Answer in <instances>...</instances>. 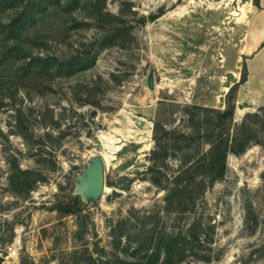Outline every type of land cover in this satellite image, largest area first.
Segmentation results:
<instances>
[{
	"label": "rangeland",
	"instance_id": "obj_1",
	"mask_svg": "<svg viewBox=\"0 0 264 264\" xmlns=\"http://www.w3.org/2000/svg\"><path fill=\"white\" fill-rule=\"evenodd\" d=\"M252 3L0 0V264H264V131L193 207L168 206L147 171L206 150L205 109H224L245 74L214 134L264 106ZM93 152L105 189L84 204L71 191ZM152 228L159 248L135 252Z\"/></svg>",
	"mask_w": 264,
	"mask_h": 264
},
{
	"label": "trees",
	"instance_id": "obj_2",
	"mask_svg": "<svg viewBox=\"0 0 264 264\" xmlns=\"http://www.w3.org/2000/svg\"><path fill=\"white\" fill-rule=\"evenodd\" d=\"M253 3L259 7L258 0H253ZM245 81L246 74L241 78L240 82L234 83L229 88L226 94L227 100L224 109H205L212 112L214 115V122L210 126L211 132L206 134V137H208L205 142L208 144L206 150L202 151L196 158L185 162L180 167L170 169V172H168V170H163L162 167L157 164H153L147 168V171L153 175L150 181L155 186L167 192L165 202L168 206H170V203L174 204L176 200L178 201L176 207L179 208V205H181L183 199H185L186 203H188L190 207H193L199 192H201L207 184H213L224 175L226 156L228 153L239 155L250 145L261 143L259 136L264 131V106H260L254 112H247L240 123H235L231 138L214 134V130L219 129L223 121L232 117L238 83L240 84ZM233 94L234 96H232ZM184 137L192 142L198 139V136L184 135ZM77 206V198L72 202L64 203L62 201L60 202L59 210L71 213ZM172 207L175 208V206ZM153 228L146 240L139 242L137 249L135 248V252L140 250L142 246L147 245H152V247L150 246L151 249L159 248L160 242L155 240ZM167 249L169 252H176L179 250L177 244L173 241L167 243Z\"/></svg>",
	"mask_w": 264,
	"mask_h": 264
},
{
	"label": "water",
	"instance_id": "obj_3",
	"mask_svg": "<svg viewBox=\"0 0 264 264\" xmlns=\"http://www.w3.org/2000/svg\"><path fill=\"white\" fill-rule=\"evenodd\" d=\"M143 82L150 91H154V75L151 68ZM104 189V161L100 154L93 153L89 156L81 172L75 177L71 194L73 197H78L80 202L86 204L90 201L99 200Z\"/></svg>",
	"mask_w": 264,
	"mask_h": 264
},
{
	"label": "crops",
	"instance_id": "obj_4",
	"mask_svg": "<svg viewBox=\"0 0 264 264\" xmlns=\"http://www.w3.org/2000/svg\"><path fill=\"white\" fill-rule=\"evenodd\" d=\"M258 3H259V7H257L254 3L251 4L252 7L251 9H253V11L256 13L255 15H257L258 19L254 17L250 21L254 26H257L260 29L261 27H259L258 24L261 23L262 21H263L262 23H264V0H258ZM261 42L263 43L260 44V48L257 51L258 54L262 50H264V28H263V40Z\"/></svg>",
	"mask_w": 264,
	"mask_h": 264
},
{
	"label": "bare ground",
	"instance_id": "obj_5",
	"mask_svg": "<svg viewBox=\"0 0 264 264\" xmlns=\"http://www.w3.org/2000/svg\"><path fill=\"white\" fill-rule=\"evenodd\" d=\"M93 153H95V152H93ZM93 153H91L90 156H91ZM101 157L103 158V161L107 163V157H106L105 155H103V154H101Z\"/></svg>",
	"mask_w": 264,
	"mask_h": 264
}]
</instances>
